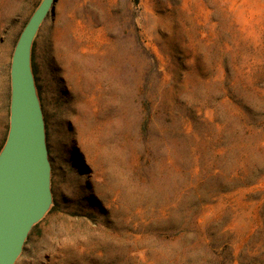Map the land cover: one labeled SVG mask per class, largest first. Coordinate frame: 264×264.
<instances>
[{
	"label": "rangeland",
	"instance_id": "obj_1",
	"mask_svg": "<svg viewBox=\"0 0 264 264\" xmlns=\"http://www.w3.org/2000/svg\"><path fill=\"white\" fill-rule=\"evenodd\" d=\"M40 1L0 0V148ZM30 64L51 201L14 264H264V0H54Z\"/></svg>",
	"mask_w": 264,
	"mask_h": 264
},
{
	"label": "water",
	"instance_id": "obj_2",
	"mask_svg": "<svg viewBox=\"0 0 264 264\" xmlns=\"http://www.w3.org/2000/svg\"><path fill=\"white\" fill-rule=\"evenodd\" d=\"M54 0H41L24 24L9 66L8 129L0 148V264H14L51 201L50 164L30 46Z\"/></svg>",
	"mask_w": 264,
	"mask_h": 264
},
{
	"label": "trees",
	"instance_id": "obj_3",
	"mask_svg": "<svg viewBox=\"0 0 264 264\" xmlns=\"http://www.w3.org/2000/svg\"><path fill=\"white\" fill-rule=\"evenodd\" d=\"M32 72H33V70H32Z\"/></svg>",
	"mask_w": 264,
	"mask_h": 264
}]
</instances>
